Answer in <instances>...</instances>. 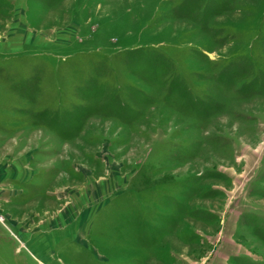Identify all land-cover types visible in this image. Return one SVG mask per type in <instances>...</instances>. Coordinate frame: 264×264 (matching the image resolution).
Returning a JSON list of instances; mask_svg holds the SVG:
<instances>
[{
	"label": "rangeland",
	"instance_id": "1",
	"mask_svg": "<svg viewBox=\"0 0 264 264\" xmlns=\"http://www.w3.org/2000/svg\"><path fill=\"white\" fill-rule=\"evenodd\" d=\"M0 264H264V0H0Z\"/></svg>",
	"mask_w": 264,
	"mask_h": 264
}]
</instances>
